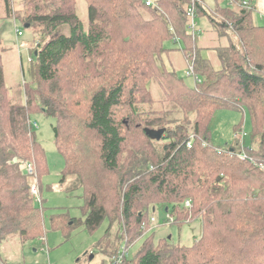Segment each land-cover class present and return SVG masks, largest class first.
Segmentation results:
<instances>
[{"label":"trees","instance_id":"16d2710c","mask_svg":"<svg viewBox=\"0 0 264 264\" xmlns=\"http://www.w3.org/2000/svg\"><path fill=\"white\" fill-rule=\"evenodd\" d=\"M83 1L87 20L80 15L79 0H22V8L15 0H4L2 18L19 21L32 31L33 43L39 41L30 50L29 81L13 86L6 81V49L0 42V244L15 235L22 243L44 236L43 212L31 192L37 179L43 204L42 178L49 169L33 116L44 114L55 120V146L64 160L61 184L66 176L76 175L84 192L86 229L93 232L108 219L104 237L120 232V243L128 250L146 239L134 258L126 257L122 264H253L251 249L264 246L259 233L264 232V172L256 165L264 166V26L255 22V7L230 0L232 6L212 11L204 0L197 2L196 19L206 17L219 37L233 34L238 40L201 47L198 25L195 35L188 31L191 0H151V6L147 0ZM168 40L180 43L178 50L190 55L188 66L205 78L195 84L197 89L186 85L176 70L166 69L163 56L174 53L165 46ZM205 51L215 53L219 70ZM162 72L179 87L170 92L172 97L190 99L189 112L199 113L200 119L193 133L184 131L178 140L169 137L156 170L144 172L136 166L128 172L130 165L141 163L133 156L127 170L122 167L127 137L153 142L163 138L152 137L153 131L165 133L153 128L156 122L143 126L139 120V105L154 102L149 79L170 87L159 76ZM223 109L249 116L247 142L252 149L247 155L253 161L240 160L235 147H217L209 134L199 132L202 117ZM92 139L99 144L93 147ZM27 163L34 166V174L25 173ZM134 172L149 179L121 193ZM247 184L253 189L240 191ZM231 190L237 191V199ZM154 199L175 219L173 225L199 223V239L186 246L149 237L159 208ZM186 200H191L188 209ZM70 220L74 223L61 218L64 226ZM0 264L14 263L0 257Z\"/></svg>","mask_w":264,"mask_h":264},{"label":"rangeland","instance_id":"374dc122","mask_svg":"<svg viewBox=\"0 0 264 264\" xmlns=\"http://www.w3.org/2000/svg\"><path fill=\"white\" fill-rule=\"evenodd\" d=\"M79 1L80 15L83 19L87 20V5L83 0ZM204 1L210 10L215 11L217 9L214 0ZM223 1V6H232L230 0ZM240 1L241 0H239V2ZM15 6L22 8V0H15ZM4 14V0H0V42L1 46L6 49L2 55V61L7 84L13 86L18 82L29 81V68L30 61L32 60L30 50L37 46V41L39 40L36 38V42L33 43L34 35L32 31L25 28L19 21L3 19L2 17ZM258 20L259 22L255 19L256 24L258 26H263L264 22L260 19ZM196 22L199 29L197 36L201 42V47L225 46L229 44V39L238 41L233 34H231V38L229 36L223 38L219 37L213 32V27L206 17H199L196 19ZM18 31H21L23 35L17 36ZM165 44L168 49H172L174 52L163 56L166 69L171 72L172 70H176L178 76L183 79L186 85L197 89L194 84V79L187 76L190 55L185 57L181 50H178V48H180V43L178 44L173 40H168ZM210 52L213 54L212 51H205L204 55L210 57ZM216 66H214V68L219 70ZM162 68L165 69L161 67L162 71ZM159 76L161 78L164 77L165 84L170 87L167 89L165 86L160 85L158 81L149 79V89L151 90L154 102L141 103L139 105V120L144 123L142 124L143 126L152 121L156 122L153 128H164L165 133L162 134L163 138L161 140L159 139L160 141L153 142L147 141L144 137L138 139L131 137L130 140L129 137H127L128 142L125 143L120 158L122 167L127 170V165L130 164L133 156L141 163L140 165H130L128 167V172L132 169H136V166L144 172L156 170L158 163L163 157V146L169 143V137H174L178 140L176 136H179L184 131H187V134L193 133L195 131V123L200 119L199 113L189 112L188 106L189 102H191L190 99L185 96L182 102H179L177 97H172L170 92H178L179 87H177L175 83L173 84L171 80L169 81L168 77L163 75V72L159 73ZM32 87L36 88V84L32 85ZM185 95H189L187 90ZM201 119L199 132L203 135L209 134L213 144L217 147H235L239 142L235 139V132L243 125L248 134L250 135L251 133V121L249 116L247 114L243 115L242 112L237 110H218L213 117L211 113ZM33 120L34 123L37 124L36 130L38 138L46 151L49 169V174L42 178L43 204L38 200L35 201V206L43 212L44 236L26 243H22L16 235L10 237L9 240L0 244L1 259L14 264H110V259H112L116 251L123 246V244L121 245L120 243L123 235L120 234V232L115 233L113 230L111 234L104 237L109 226L108 219H105L101 226L93 232L86 229L84 225V192L82 188L78 187V177L76 175H68L66 176L65 182L61 184V173L64 168V160L55 146L54 133L52 130L55 120L44 114L33 116ZM242 123L243 125L238 126ZM91 141L93 147L99 144L96 139H92ZM148 152H150L151 155L149 156V160L144 162L142 159L147 156ZM146 179H149V175H135L134 172V174H130L126 177V184L120 192L123 193L131 184L143 182L142 180ZM248 189L251 190L253 188L249 184L240 187V191ZM236 194V190H231L230 195L233 196L234 199H237ZM155 201H157L154 202L155 205L159 207L155 214L157 227L152 230L149 237L154 235L155 242L162 238L171 237L173 243L186 246H190L199 239L201 233L199 223L193 222L182 226L176 224L168 225L162 203H160L159 200ZM238 201L243 203L241 200ZM64 216L73 219L74 223L70 220L68 224L64 226L61 221V218ZM120 226L122 229V224ZM65 227H67V229H65ZM131 228H134V226ZM239 232L242 234L244 233L243 231ZM137 233L138 231L132 232L130 237H136L134 235H137ZM259 233H263L264 235V232ZM145 240L146 239H142L138 241L135 246L129 248L130 250H128L126 256L128 261L134 258V254L140 250ZM251 250L252 257L255 258L253 264L256 262V264H264V246H256ZM92 255L93 258H91ZM256 255L257 257H255Z\"/></svg>","mask_w":264,"mask_h":264},{"label":"built area","instance_id":"2783aa9c","mask_svg":"<svg viewBox=\"0 0 264 264\" xmlns=\"http://www.w3.org/2000/svg\"><path fill=\"white\" fill-rule=\"evenodd\" d=\"M200 2V0H191V5L188 8V16L191 19L190 25H189V33L191 32L192 34L195 35L196 33V27H197V22H196V11H195V6L196 3ZM154 3L151 0H147L146 1V5L147 6H151ZM242 7L244 8H251L252 4L250 3V1L248 0H244L242 2ZM22 32L18 31V36H21ZM187 76H190L194 79V84H201L204 81V78H202L199 75H196L194 73V68L192 66L191 63H189L188 69H187ZM36 125V124H35ZM235 139L238 140L239 142L237 143V145L235 146L236 148V154L238 156V158L240 160H252L251 157H249L247 155V151H250L252 148L249 146L247 140L249 138V134L248 132L245 130V126H242L240 129H238V131L235 132ZM195 140V136H191L189 142L187 143V146L189 149H191L193 147V143ZM208 146V144L206 142H203V147ZM222 149H218V152L221 153ZM253 161V160H252ZM258 166V168L260 169V171L264 172V166L262 164H256ZM26 171L29 174H34V166L31 163H27L25 164ZM31 192L33 194V196L35 197L36 200H40V191L38 189V181L37 179L34 181V183L31 186ZM184 207L186 209L191 207V200H186V202L184 203ZM165 219H167L168 221V225L172 224L174 222V218L169 214L166 213L165 215ZM151 222L154 224V226L156 227L157 225V219L156 217H153L151 219ZM128 254V249L125 248V246H122L121 249L119 250V252L112 258L110 259V264H122L124 262V259L126 258Z\"/></svg>","mask_w":264,"mask_h":264},{"label":"crops","instance_id":"0c3cea01","mask_svg":"<svg viewBox=\"0 0 264 264\" xmlns=\"http://www.w3.org/2000/svg\"><path fill=\"white\" fill-rule=\"evenodd\" d=\"M215 3H216V6H221V7H226V6H223V0H214ZM250 1V3L252 4V6L255 7V19L257 22H259L258 19H260L261 21L264 22V0H248ZM206 4V3H205ZM207 6V5H206ZM208 7V6H207ZM210 9V8H209ZM264 26V25H263ZM213 54H211L210 52V57L209 56H205L206 58H210L212 60V63L214 66H216L218 69H220V66H219V61L218 59L216 58V56L214 55L215 53L212 52ZM230 148V147H229ZM156 210L155 208H153V211ZM153 227L155 228V226L153 225ZM157 227V225H156ZM153 228V229H154Z\"/></svg>","mask_w":264,"mask_h":264},{"label":"water","instance_id":"95a60500","mask_svg":"<svg viewBox=\"0 0 264 264\" xmlns=\"http://www.w3.org/2000/svg\"><path fill=\"white\" fill-rule=\"evenodd\" d=\"M162 134H163V131L162 130H160V131H158V132H154L153 131V133H152V137H154V138H156V139H161V136H162ZM25 173L27 174L28 172L27 171H25ZM167 211V210H166ZM169 239H171V237H169ZM91 258H93V255L91 256Z\"/></svg>","mask_w":264,"mask_h":264}]
</instances>
